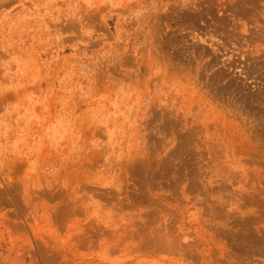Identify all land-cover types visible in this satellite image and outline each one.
Wrapping results in <instances>:
<instances>
[{
	"label": "rangeland",
	"instance_id": "rangeland-1",
	"mask_svg": "<svg viewBox=\"0 0 264 264\" xmlns=\"http://www.w3.org/2000/svg\"><path fill=\"white\" fill-rule=\"evenodd\" d=\"M0 264H264V0H0Z\"/></svg>",
	"mask_w": 264,
	"mask_h": 264
}]
</instances>
